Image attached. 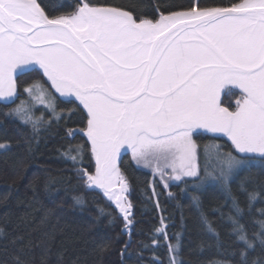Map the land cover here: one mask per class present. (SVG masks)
Returning <instances> with one entry per match:
<instances>
[{"label":"snow or ice","instance_id":"6c2138e0","mask_svg":"<svg viewBox=\"0 0 264 264\" xmlns=\"http://www.w3.org/2000/svg\"><path fill=\"white\" fill-rule=\"evenodd\" d=\"M41 70L57 93L74 96L86 110L83 131L96 166L94 173L78 170L80 178L115 201L125 228L132 224V206L117 165L121 149L159 174L165 187L186 177L200 185L209 180L227 184L248 166L251 155L264 158V0H230L227 6L199 9L194 5L158 19L134 17L91 0H79L73 11L52 16L38 0H0V102L14 103L17 78ZM234 89L241 94L230 110L222 95L231 96ZM24 92L28 101L21 100L6 115L31 125L33 133L62 118L40 81L28 84ZM38 106L51 113L48 120L34 115ZM200 130L223 133L234 146L224 152L222 145H204L203 176L193 139ZM7 146L0 143V148ZM70 159L75 163L77 156ZM248 198L254 203L259 194L248 193ZM243 211L233 198L227 222L244 248L229 253L234 259L212 264H264L248 260L257 242L264 248V222L249 237L240 224ZM156 231L165 234L164 229ZM167 247L173 254L169 264H181L175 259L179 243ZM15 264L28 262L17 256Z\"/></svg>","mask_w":264,"mask_h":264},{"label":"trees","instance_id":"16d2710c","mask_svg":"<svg viewBox=\"0 0 264 264\" xmlns=\"http://www.w3.org/2000/svg\"><path fill=\"white\" fill-rule=\"evenodd\" d=\"M50 15L74 10L79 0H38ZM94 4L120 7L134 17L158 19L160 14L199 8L227 6L230 0H91ZM40 81L55 98L56 112L62 118L50 126L40 125L33 133L6 115L21 100L28 101L25 87ZM19 95L14 103L0 102V264H15L21 256L28 264H169L167 245L179 243L175 259L181 264H212L214 260L234 259L232 251L244 243L232 235L227 216L233 198L239 200L243 225L249 237L260 231L264 222V158L251 155L247 167L234 173L227 184L209 180L200 185L195 178L170 183L140 167L131 152L119 163L128 185L127 201L132 224L103 190L85 185L78 170L95 172V157L86 133V110L75 99H67L51 87L41 71L28 72L17 78ZM238 90L223 96L222 103L235 110ZM71 101V102H67ZM51 113L41 107L34 115ZM74 135H69L70 132ZM193 139L199 146V175L205 174L203 146L222 145V151L234 150L222 135L207 133ZM80 148L79 153L76 152ZM71 149V151H69ZM210 152L214 151L209 149ZM69 153L65 155L64 153ZM71 155H76L74 163ZM213 165L209 164V171ZM259 198L249 203L248 193ZM81 198V202L76 201ZM212 225L213 232L209 231ZM156 229H164V235ZM178 237V238H177ZM153 241H156L153 244ZM238 260V257L235 258ZM264 261V248L256 243L248 251V260Z\"/></svg>","mask_w":264,"mask_h":264},{"label":"rangeland","instance_id":"374dc122","mask_svg":"<svg viewBox=\"0 0 264 264\" xmlns=\"http://www.w3.org/2000/svg\"><path fill=\"white\" fill-rule=\"evenodd\" d=\"M38 67V66H37ZM47 78V77H46ZM51 83V82H50ZM234 90H237V89H234ZM239 91V93H240V90H238ZM17 92L19 93V91H18V82H17ZM241 94V93H240ZM66 97H74V96H66ZM239 97H240V95H239ZM238 97V98H239ZM17 98V97H16ZM222 98H223V95H222ZM29 103H31L30 101H29ZM224 106V105H223ZM38 107H41V106H38ZM226 107V106H225ZM202 131H205V130H202ZM216 135H222V136H226V135H224L223 133H215ZM227 137V136H226ZM228 138V137H227ZM229 139V138H228ZM230 140V139H229ZM126 150H128V149H121V152H120V155H119V157H118V159H117V165H118V167H119V161H120V158H121V156H122V154L126 151ZM253 155H260V154H253ZM135 161V160H134ZM136 162V161H135ZM140 167H143V168H145V169H148V170H151L152 171V169L151 168H149V167H146V166H144L143 164H138ZM197 165H198V163H197ZM119 169H120V167H119ZM121 171V170H120ZM153 172V171H152ZM154 174V173H153ZM154 176L155 177H158V178H160V176H159V174H154ZM161 179V178H160ZM126 181V180H125ZM163 181V180H162ZM164 182V181H163ZM175 182H178V181H168V185L170 184V183H175ZM118 188H119V186L117 185V190H118ZM128 191H129V188H128ZM128 191L126 192V193H124V195L126 196V199H128L127 198V195H128ZM113 203H115V201H113V200H111ZM128 202V201H127Z\"/></svg>","mask_w":264,"mask_h":264},{"label":"water","instance_id":"95a60500","mask_svg":"<svg viewBox=\"0 0 264 264\" xmlns=\"http://www.w3.org/2000/svg\"><path fill=\"white\" fill-rule=\"evenodd\" d=\"M64 98H67V99H75L76 100V98L75 97H66V96H64ZM130 153L131 151L130 150H126L123 154H122V156L125 154V153ZM121 156V157H122ZM121 159V158H120ZM119 163H120V161H119Z\"/></svg>","mask_w":264,"mask_h":264},{"label":"flooded vegetation","instance_id":"af4514ba","mask_svg":"<svg viewBox=\"0 0 264 264\" xmlns=\"http://www.w3.org/2000/svg\"><path fill=\"white\" fill-rule=\"evenodd\" d=\"M237 90H239V89H237Z\"/></svg>","mask_w":264,"mask_h":264}]
</instances>
